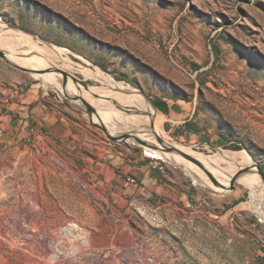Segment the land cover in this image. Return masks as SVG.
<instances>
[{"label":"rangeland","instance_id":"1","mask_svg":"<svg viewBox=\"0 0 264 264\" xmlns=\"http://www.w3.org/2000/svg\"><path fill=\"white\" fill-rule=\"evenodd\" d=\"M19 35L53 53L42 64L27 41L8 52L38 71L0 56V264H134L141 253L155 264H264V0H0V38ZM97 70L102 80L88 75ZM68 79L101 108L74 99ZM33 94L99 146L84 154L144 162L152 181L131 183L126 204L99 190L86 157L47 132L28 136L36 104L21 99ZM165 144L201 164L167 158ZM181 156L202 171L198 182ZM72 223L79 230L64 238ZM61 246L79 253L57 259Z\"/></svg>","mask_w":264,"mask_h":264},{"label":"crops","instance_id":"2","mask_svg":"<svg viewBox=\"0 0 264 264\" xmlns=\"http://www.w3.org/2000/svg\"><path fill=\"white\" fill-rule=\"evenodd\" d=\"M37 98L38 96L33 94L31 96L28 95L25 99H21V107L24 109L27 108V106L32 105V103L36 104L32 114L28 111V115L31 118L28 121L32 122L31 126H28V136L37 133L34 136L35 138H43L45 137L44 133L47 132L53 136V139H60L61 143H63L66 148L71 149L70 151H72V153L76 155L80 153L83 158L86 157V160H88L87 166L92 172V180L97 181L96 185L99 190L101 189V191L113 196L119 204H126L128 201L135 198V196L133 198L129 196V194L132 193L130 190V184L132 183L131 179H135L136 181L139 179L145 183L152 181L151 172L147 169L148 166H145L144 162L138 160L127 161L122 155L115 152H113V154L110 153V155H106L105 153L102 154V156L104 155V161L94 159L91 155L87 156L84 154L83 149L93 150L92 154H99V146L89 144L86 137L76 133L75 125L70 124L64 117L47 109L41 103H36L35 101L38 100ZM19 128L20 127L17 129ZM107 149L108 151H112L111 148ZM107 156H110V159H108ZM135 162L137 163L135 164ZM141 190L142 196L144 197L150 195L152 190L157 191L155 187H153L151 191L145 189V187L141 188ZM115 239V236L112 237V243L115 245L114 247H117L120 250L122 246L117 245L118 243ZM115 263H117V260H115Z\"/></svg>","mask_w":264,"mask_h":264},{"label":"bare ground","instance_id":"3","mask_svg":"<svg viewBox=\"0 0 264 264\" xmlns=\"http://www.w3.org/2000/svg\"><path fill=\"white\" fill-rule=\"evenodd\" d=\"M5 32H6V30H4ZM2 33V32H1ZM5 34V33H4ZM20 34V33H19ZM26 41H27V38H25V35L23 36V35H19V40L17 39V38H13V37H4V38H0V46H3L5 49H6V52L4 51V53L7 55V57L10 59V60H12V61H14V62H16L18 65H20L21 67H26V64L24 63V62H22L21 60H19V59H16V58H14V57H12V56H10L11 54H14L15 52L14 51H12V50H14L13 49V47L15 46V44H17V43H19L20 45H24L25 43H26ZM28 42V47L31 49V51H34L33 49H35V51L40 55L39 56V62H43V63H47L46 62V60H47V58H46V56L47 55H49V54H51V53H53V51L52 50H49L48 48H39V47H36V48H34L33 47V45L32 44H30L31 42L28 40L27 41ZM8 52H11V54H9ZM9 54V55H8ZM14 55H16V54H14ZM54 55H56V54H54ZM59 55V54H58ZM36 56L37 55H35V58H36ZM56 57H57V55H56ZM37 60H38V58H36ZM57 59V58H56ZM42 63V64H43ZM72 66V65H71ZM28 68V67H27ZM28 69H30V68H28ZM31 70H34V69H31ZM35 71H38V70H35ZM54 74V73H53ZM59 76H62V73H59L58 74ZM88 75L89 76H93V77H95V78H100V77H102L103 76V74H102V72L100 71V70H97V72H91V73H88ZM54 76V75H53ZM52 79V78H51ZM58 78H56V81H58L57 80ZM101 79V78H100ZM102 80V79H101ZM103 81H105V82H109L108 81V79H104ZM68 84H69V86H70V89H71V93L72 94H79V95H81L84 99H86L88 102L89 101H91L93 98L90 96L91 95V93H83V92H81V91H78V90H75L74 89V87H73V83H72V81L71 80H69L68 79ZM116 85H119V86H122V87H120V88H118L119 90H121V91H123V92H121V95H123L124 97H126L127 99H130V100H133V101H142V103L144 104V101H143V99L137 94V93H134V92H131V90H134L135 91V89L134 88H128V89H123V84H121V83H117ZM62 91V90H61ZM125 91V92H124ZM69 92V91H68ZM120 92V91H119ZM66 93V92H65ZM106 95V94H105ZM104 95H103V93L102 94H100L99 95V97H103ZM122 101V100H121ZM123 102H126V101H123ZM93 106H95V107H98L99 105H101V104H99L98 102H90ZM99 109L101 108V107H98ZM97 108V109H98ZM103 109V108H102ZM151 112V111H150ZM152 113V112H151ZM96 116V119H98L101 123H102V120H100V117L98 116V114L96 113L95 114ZM160 120V119H159ZM166 145V144H165ZM176 146V145H175ZM180 151H182L185 155H187V156H189L190 158H193V159H195L194 157H197V156H199V155H197V154H195V153H192L191 151H190V149H185V148H181V147H177ZM149 153H151V152H149ZM164 153V155L167 157V158H172V156L168 153V152H163ZM200 157H203V159H205L208 163H209V166L210 165H212V164H214V159L213 158H211V157H209V156H200ZM180 159H182V161H186V164H188V168H189V170H190V173L195 177V179H196V181L198 182L199 181V178H197L196 176H199L200 177V175L202 174V171L198 168V167H196V166H194L193 164V162L192 161H189V160H187L186 158H184V157H182L181 156V158ZM199 159V161H200V158H198ZM196 160V159H195ZM193 163V164H192ZM208 167V166H207ZM204 175V174H203ZM247 175H249V174H246V175H244L243 177H245V176H247ZM261 176V175H260ZM218 179V178H217ZM260 179V178H259ZM210 180V179H209ZM255 181L256 180H258L257 178H255L254 179ZM261 181V180H260ZM220 183H222L224 186H227L228 184H229V182H220ZM249 183V182H248ZM252 184V183H251ZM253 189V188H252ZM255 192V191H254Z\"/></svg>","mask_w":264,"mask_h":264},{"label":"built area","instance_id":"4","mask_svg":"<svg viewBox=\"0 0 264 264\" xmlns=\"http://www.w3.org/2000/svg\"><path fill=\"white\" fill-rule=\"evenodd\" d=\"M47 141H44L43 140V144L44 145H47L46 143ZM58 161V165L62 171V173H64L65 175H67L69 178L73 179L74 182H76L81 188H83L84 190H88V187H90L87 182L81 178V175H80V172L77 169H72L70 167L67 166L66 163H64L63 161H61L60 159H57ZM83 172H87L86 170H82ZM131 182L132 183H136V180L135 179H131ZM109 208V207H108ZM79 225L76 224V223H72V224H68L66 225L65 227H63L60 231V234L64 237V238H67L68 235H72V234H75L78 230H79ZM63 241V240H62ZM67 248H64V247H60V249H58V253L56 254L57 255V259H59L60 257L62 256H72L74 257L75 255H77L79 253V251L77 250L76 252H73V253H65ZM68 250V249H67ZM109 253L110 252H106V251H103L102 253L100 254H94L93 255V260H100V259H107V257L109 256ZM68 254V255H67ZM120 256V255H119ZM123 258L122 257H119L118 260L121 262ZM156 262V257L154 255H151V254H139L135 259H134V264H155Z\"/></svg>","mask_w":264,"mask_h":264},{"label":"water","instance_id":"5","mask_svg":"<svg viewBox=\"0 0 264 264\" xmlns=\"http://www.w3.org/2000/svg\"><path fill=\"white\" fill-rule=\"evenodd\" d=\"M0 56L1 57H3V58H5V59H7V60H9L10 61V59L7 57V55L4 53V51H2V50H0ZM10 62H12V61H10ZM16 65V64H15ZM16 66H18V65H16ZM20 68H22L23 70H31V69H28L27 67H21V66H19ZM60 70V69H59ZM32 71H35V70H32ZM61 72L63 73V75H64V86L66 85V82H67V78H68V74L65 72V71H62L61 70ZM74 99H79L88 109H89V111L91 112V113H93V111L95 110L94 109V107L92 106V104L90 103V102H88L86 99H84L82 96H78V97H74ZM103 127V126H102ZM104 128V127H103ZM105 130H106V132H107V134L109 135V137L112 139V140H116V136L115 135H113L112 133H110V131H108L107 129H106V127L104 128ZM162 149L163 150H161L162 152H172V151H180L178 148H176V147H172V146H164V147H162ZM180 152H182V151H180ZM185 156H187V155H185ZM188 157V156H187ZM192 161H194L195 163H198V164H201L200 162H198L197 160H195V159H193V158H190ZM204 167V166H203ZM258 169V174H260L261 175V177H262V179L264 180V173H263V171L262 170H260V168H257ZM208 174H209V176L211 177V179L215 182V183H217V184H219L221 187H223L224 188V185L222 184V183H220L209 171H207V170H205ZM237 180V176H235L233 179H232V182H231V186L229 187L230 189H232V187H233V185H234V182Z\"/></svg>","mask_w":264,"mask_h":264},{"label":"trees","instance_id":"6","mask_svg":"<svg viewBox=\"0 0 264 264\" xmlns=\"http://www.w3.org/2000/svg\"><path fill=\"white\" fill-rule=\"evenodd\" d=\"M160 109H161L162 111H164V112H168V107H167V105H165V103H161V105H160Z\"/></svg>","mask_w":264,"mask_h":264}]
</instances>
